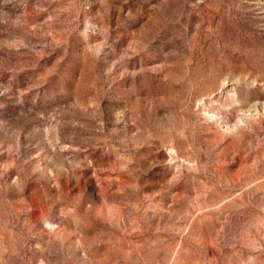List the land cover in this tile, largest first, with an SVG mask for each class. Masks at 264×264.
<instances>
[{"label": "rangeland", "instance_id": "1", "mask_svg": "<svg viewBox=\"0 0 264 264\" xmlns=\"http://www.w3.org/2000/svg\"><path fill=\"white\" fill-rule=\"evenodd\" d=\"M0 264H264V0H0Z\"/></svg>", "mask_w": 264, "mask_h": 264}]
</instances>
